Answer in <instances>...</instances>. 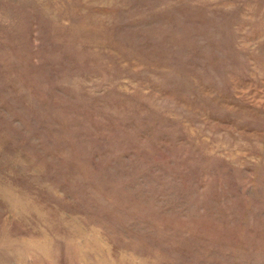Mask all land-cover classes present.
Instances as JSON below:
<instances>
[{
	"label": "rangeland",
	"instance_id": "374dc122",
	"mask_svg": "<svg viewBox=\"0 0 264 264\" xmlns=\"http://www.w3.org/2000/svg\"><path fill=\"white\" fill-rule=\"evenodd\" d=\"M0 264H264V0H0Z\"/></svg>",
	"mask_w": 264,
	"mask_h": 264
}]
</instances>
